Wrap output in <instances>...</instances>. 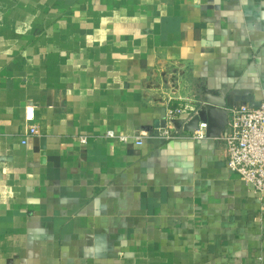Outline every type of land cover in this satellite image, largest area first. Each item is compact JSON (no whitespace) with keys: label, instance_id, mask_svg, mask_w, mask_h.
I'll use <instances>...</instances> for the list:
<instances>
[{"label":"crops","instance_id":"0c3cea01","mask_svg":"<svg viewBox=\"0 0 264 264\" xmlns=\"http://www.w3.org/2000/svg\"><path fill=\"white\" fill-rule=\"evenodd\" d=\"M208 93L264 102V0H0V264H264Z\"/></svg>","mask_w":264,"mask_h":264},{"label":"built area","instance_id":"2783aa9c","mask_svg":"<svg viewBox=\"0 0 264 264\" xmlns=\"http://www.w3.org/2000/svg\"><path fill=\"white\" fill-rule=\"evenodd\" d=\"M227 108V124L218 137L224 146L226 167L250 185L253 192L262 194L264 193V102L257 106L233 104ZM196 111L188 107H169L165 115L168 120H179L185 123ZM25 118L29 122L34 119L32 106L26 107ZM205 130L206 124L200 122L197 129L189 136L195 139L207 138ZM27 133L34 135L36 127L30 124ZM106 136L116 137L124 143L135 137L134 135H115L112 131H108ZM160 136L162 139H171L177 135L168 129H163ZM79 139L81 143L86 142L85 137ZM25 141L24 139L23 142ZM134 143L140 145L142 140L136 138Z\"/></svg>","mask_w":264,"mask_h":264},{"label":"water","instance_id":"95a60500","mask_svg":"<svg viewBox=\"0 0 264 264\" xmlns=\"http://www.w3.org/2000/svg\"><path fill=\"white\" fill-rule=\"evenodd\" d=\"M228 108L226 102L221 95L206 94L204 101L197 108L196 113L182 124L184 131L193 132L197 129L198 123L206 124V136L209 138H218L224 131L227 124ZM161 124V125H159ZM165 126V121L156 122L157 128L155 133H158V127Z\"/></svg>","mask_w":264,"mask_h":264}]
</instances>
